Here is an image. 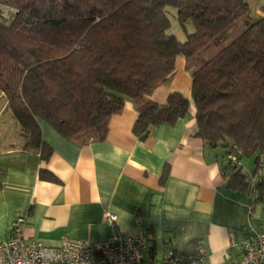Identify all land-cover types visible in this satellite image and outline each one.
<instances>
[{"label":"trees","instance_id":"obj_1","mask_svg":"<svg viewBox=\"0 0 264 264\" xmlns=\"http://www.w3.org/2000/svg\"><path fill=\"white\" fill-rule=\"evenodd\" d=\"M170 9L183 41L169 32ZM179 55L196 135L221 149L227 185L264 196V180L252 183L240 163L252 158L254 176L264 155V17L252 19L245 0H0V93L23 147L44 156L40 121L65 138L102 139L129 99L138 114L132 131L143 140L152 126L184 117L181 93L164 104L148 98ZM198 251L178 253L179 264Z\"/></svg>","mask_w":264,"mask_h":264},{"label":"crops","instance_id":"obj_2","mask_svg":"<svg viewBox=\"0 0 264 264\" xmlns=\"http://www.w3.org/2000/svg\"><path fill=\"white\" fill-rule=\"evenodd\" d=\"M245 1L252 19L264 17V0ZM170 11L169 32L183 41L186 34ZM172 91L188 99V113L174 124L152 126L143 140L132 131L138 114L126 99L108 117L102 139L65 138L40 121L46 156L20 139L0 150V242L10 237V223L24 216L25 236L46 246L58 245L62 236L101 241L114 230H145L150 264L198 249L206 264L237 255L238 245L264 226V196L227 185L221 149L196 135L191 76L180 55L169 79L148 98L164 104ZM242 161L252 183L264 180V155L254 176L252 158ZM41 170L56 180L41 178ZM106 211L117 215L114 228L103 219Z\"/></svg>","mask_w":264,"mask_h":264},{"label":"built area","instance_id":"obj_3","mask_svg":"<svg viewBox=\"0 0 264 264\" xmlns=\"http://www.w3.org/2000/svg\"><path fill=\"white\" fill-rule=\"evenodd\" d=\"M235 160L233 154H229ZM104 221L114 228L117 215L106 211ZM26 217H16L9 226L10 237L0 242V264H150L147 259L148 237L114 230L101 241L62 236L58 245L46 246L25 236ZM237 255L227 254L219 264H264V226L238 245ZM179 254L168 255L165 264H179ZM206 253L189 259V264H206Z\"/></svg>","mask_w":264,"mask_h":264},{"label":"rangeland","instance_id":"obj_4","mask_svg":"<svg viewBox=\"0 0 264 264\" xmlns=\"http://www.w3.org/2000/svg\"><path fill=\"white\" fill-rule=\"evenodd\" d=\"M18 139H20L18 137V124L12 119L9 109L6 108V100L0 93V150L9 147V144L18 142ZM245 160L246 158L242 162L244 163Z\"/></svg>","mask_w":264,"mask_h":264}]
</instances>
